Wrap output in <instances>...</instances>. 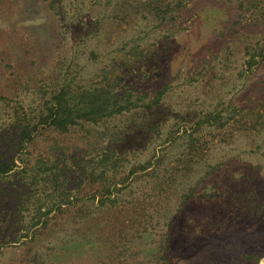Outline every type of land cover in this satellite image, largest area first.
I'll return each mask as SVG.
<instances>
[{
    "label": "rangeland",
    "instance_id": "374dc122",
    "mask_svg": "<svg viewBox=\"0 0 264 264\" xmlns=\"http://www.w3.org/2000/svg\"><path fill=\"white\" fill-rule=\"evenodd\" d=\"M211 1L182 0L187 9L176 25L159 27L125 19L119 0H0V144L12 110L31 114L63 77L77 88L105 86L112 70L117 91L136 106L63 137L40 130L28 153L16 155L0 187V264H155L166 230L170 264H264V62L243 66L260 22L250 16L229 30L231 8ZM132 48L147 56L145 66L129 68ZM249 107L260 113L252 131L244 125ZM207 114L214 119L196 132ZM189 134L202 153L187 160ZM57 140L71 178L85 166L73 161L79 153L113 150L117 162L103 183H118V191L92 198L96 188L77 178L65 187L72 203L43 216L59 199L40 177L30 184L29 170ZM159 158L166 171L157 169L158 181L145 175L151 164L119 184L133 166ZM168 176L174 188L152 201L150 188ZM19 202L27 204L21 211Z\"/></svg>",
    "mask_w": 264,
    "mask_h": 264
},
{
    "label": "trees",
    "instance_id": "16d2710c",
    "mask_svg": "<svg viewBox=\"0 0 264 264\" xmlns=\"http://www.w3.org/2000/svg\"><path fill=\"white\" fill-rule=\"evenodd\" d=\"M225 4L230 7L232 14H229L225 22H234L230 25L229 30L235 27L238 22L245 20L247 17H252L250 22H260V39L252 48L251 54L245 53L246 59L244 62V67L250 70L252 67L257 66L264 62V0H212L210 5L214 4ZM233 6V7H231ZM119 7L123 13L125 19H136L140 21H146L150 23H155L159 27H169L172 23L175 26L176 21L181 19L183 15V10L187 9V6L182 2V0H119ZM188 13H192L189 8ZM224 32L221 33L223 35ZM246 50L249 51V48ZM132 57V62L129 68H137L138 66H145L147 62V56L142 54L143 52L132 48L129 52ZM61 77V76H60ZM111 77V78H110ZM104 85L101 86H89V87H73L71 82H66V80L61 79L57 84H55L50 92L48 90L42 91L40 100L41 103L36 107L31 114L23 113V117L19 116L20 106H16L12 110L11 124L2 130L5 133L6 139L3 141L5 149L0 147V187L5 190L8 185V179L13 174L14 169L17 167L15 162L16 155L27 152L28 147L35 144L36 138L40 134V130H47L55 133L59 137H63L71 130L76 131L77 128H83L84 125L87 127H95L98 124L105 123L110 119L116 118L118 116L131 113L136 106L132 104L130 99H128L124 94H120L117 91L116 86L119 76H114V72L109 70L104 74ZM260 116L259 112H254L252 108H248L245 112V128L252 131L254 130V123ZM213 116L207 114L204 118L198 120L195 124V131L197 132L203 121L213 120ZM217 122V128H222L225 124L219 119L215 118ZM209 122V121H208ZM149 123L144 121L142 126ZM151 122L149 126L145 129L151 128ZM39 131V132H38ZM168 137L171 134L168 133ZM122 140V139H121ZM121 142V141H120ZM58 140L55 142L48 152V157H42L35 163L33 167H30V172H32L31 183L32 184L36 178H41L39 181L43 186L48 187V194L53 195L54 200L56 197L59 199L52 206L48 207V211L43 213V216L49 215V213H62L63 209L71 204L69 196L66 195L67 185L71 187L77 181V178H82L84 181L89 182L88 189L91 191L94 187L96 188L93 193H91L92 198L100 197L101 200L109 199L111 193L118 191L116 185L118 183H103L106 178L105 175L107 171L113 169L116 165V159L114 158L115 152L105 148H94L88 153H79L78 157L73 159L76 161V166L80 167L85 164L84 168H79L81 170L75 172L76 177H70V168L65 161V156L62 151L57 148ZM184 152L182 157L189 160L195 156L202 153V147L197 138L189 134L185 142ZM119 142L115 143L118 147ZM114 149V148H113ZM3 150V151H2ZM59 158H55L58 155ZM87 152V151H86ZM43 159L44 161H41ZM163 161L161 158L157 159L155 163L147 162L145 164H138L130 169L129 175L125 176L119 184H124L129 177L135 176L137 173H145L151 168V164H154L150 173H146V176L152 178L154 181H158L159 176L156 174L157 169H163L161 171H166L163 168ZM48 165V167H45ZM185 165L189 166L187 161ZM187 169L189 170V167ZM84 170L85 172L81 171ZM46 172V173H45ZM165 173V172H164ZM24 174L27 172L24 170ZM42 175V176H41ZM82 175V176H80ZM78 176V177H77ZM165 177V175H163ZM70 178V179H69ZM169 180L168 184L155 182L154 187L150 188V199L157 200L162 195L169 193L170 190L174 188L173 178H166ZM8 181V182H7ZM79 185L76 187L77 193L82 192L79 190ZM17 198L23 197L24 193L21 188H17ZM191 191V190H190ZM27 194V193H26ZM188 196H184L183 199ZM19 201V200H18ZM110 201V200H108ZM150 202V204L152 203ZM27 204H22L19 202V210L23 209ZM20 210V211H21ZM260 211H258L259 213ZM261 214V212L259 213ZM263 217V216H260ZM259 216L256 218L259 219ZM173 240V234L170 230H166L161 235V240L157 253V260L155 264H170V251L171 242ZM258 259V258H257Z\"/></svg>",
    "mask_w": 264,
    "mask_h": 264
}]
</instances>
